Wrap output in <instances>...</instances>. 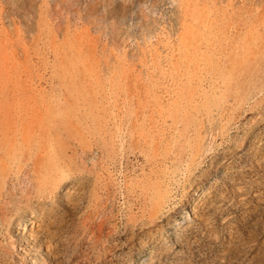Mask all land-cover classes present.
Here are the masks:
<instances>
[{
    "label": "rangeland",
    "instance_id": "374dc122",
    "mask_svg": "<svg viewBox=\"0 0 264 264\" xmlns=\"http://www.w3.org/2000/svg\"><path fill=\"white\" fill-rule=\"evenodd\" d=\"M0 264H264V0H0Z\"/></svg>",
    "mask_w": 264,
    "mask_h": 264
},
{
    "label": "bare ground",
    "instance_id": "6f19581e",
    "mask_svg": "<svg viewBox=\"0 0 264 264\" xmlns=\"http://www.w3.org/2000/svg\"><path fill=\"white\" fill-rule=\"evenodd\" d=\"M37 222H35L33 219H30V222H29V225H30V229L32 230V231H34L36 228H38V227H36L37 225ZM45 226V225H44ZM33 233L31 232V235H32ZM34 235V234H33ZM52 241V240H51ZM22 248V247H21ZM25 251V250H24ZM26 252V251H25Z\"/></svg>",
    "mask_w": 264,
    "mask_h": 264
}]
</instances>
